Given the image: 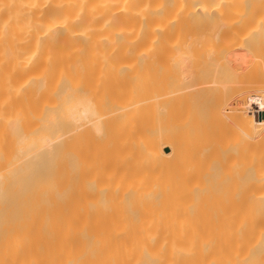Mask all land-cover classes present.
<instances>
[{
    "label": "bare ground",
    "instance_id": "bare-ground-1",
    "mask_svg": "<svg viewBox=\"0 0 264 264\" xmlns=\"http://www.w3.org/2000/svg\"><path fill=\"white\" fill-rule=\"evenodd\" d=\"M0 264H264V0H0Z\"/></svg>",
    "mask_w": 264,
    "mask_h": 264
}]
</instances>
